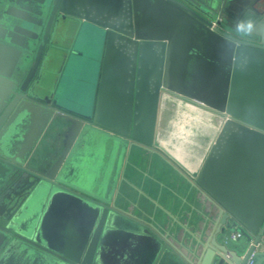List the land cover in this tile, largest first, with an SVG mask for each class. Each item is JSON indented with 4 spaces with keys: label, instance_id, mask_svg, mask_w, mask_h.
<instances>
[{
    "label": "water",
    "instance_id": "1",
    "mask_svg": "<svg viewBox=\"0 0 264 264\" xmlns=\"http://www.w3.org/2000/svg\"><path fill=\"white\" fill-rule=\"evenodd\" d=\"M231 1L0 0V264H264V18L236 27L264 0L236 24ZM87 30L94 94L70 107L61 84ZM145 153L194 192L182 223L132 216L120 174Z\"/></svg>",
    "mask_w": 264,
    "mask_h": 264
},
{
    "label": "crops",
    "instance_id": "2",
    "mask_svg": "<svg viewBox=\"0 0 264 264\" xmlns=\"http://www.w3.org/2000/svg\"><path fill=\"white\" fill-rule=\"evenodd\" d=\"M208 5H220L223 0H201ZM231 6H239L236 0H232ZM231 12V10H229ZM233 23L232 19L230 21ZM71 92V91H70ZM68 93L66 101H70L73 96ZM87 98V97H86ZM55 144V137L52 134L45 136L40 142L38 149L40 153L47 154L51 151L50 145ZM140 154V153H139ZM137 159V156H136ZM138 171H133L126 167L121 171V178L128 181L121 182L118 186L120 191H127L132 196L131 214L133 217L140 219L147 225L153 227L150 217L154 216L159 225L182 223L185 215L190 208L192 195L188 181L181 175L182 172L175 167L170 161L158 155L146 154L141 157V160L136 163ZM123 180V181H124ZM124 206L123 209H126ZM145 214H144V213ZM154 228V227H153ZM161 233L164 229L158 228ZM169 230V229H168ZM170 231V230H169ZM173 240V236L170 237ZM175 245L184 250L185 254L190 253L189 248L184 247L181 243L175 241ZM17 260H22L18 256ZM134 254H141V251H136ZM102 264H134L127 256H118L107 253ZM43 264V263H33Z\"/></svg>",
    "mask_w": 264,
    "mask_h": 264
},
{
    "label": "rangeland",
    "instance_id": "3",
    "mask_svg": "<svg viewBox=\"0 0 264 264\" xmlns=\"http://www.w3.org/2000/svg\"><path fill=\"white\" fill-rule=\"evenodd\" d=\"M78 40L77 48L82 51V57L68 66L61 88L64 94L68 95L71 91L69 95L73 96L68 102L63 100V104L82 108L94 94L93 82L97 76L101 44L90 36L88 30L84 31ZM107 194L109 195V191Z\"/></svg>",
    "mask_w": 264,
    "mask_h": 264
},
{
    "label": "flooded vegetation",
    "instance_id": "4",
    "mask_svg": "<svg viewBox=\"0 0 264 264\" xmlns=\"http://www.w3.org/2000/svg\"><path fill=\"white\" fill-rule=\"evenodd\" d=\"M248 0H236V2H238L239 6L237 7H234L230 5H228V9L231 10V12L229 11V13L233 16H235L232 21L233 23L232 24H236L237 21H239L241 18V16H243V14H245L247 12V10L249 9V5L247 2ZM31 6L35 9H40V10H43L44 9V6L43 5H40L38 3H35V2H32L31 3ZM2 7L0 6V9ZM6 8V6H5ZM18 8V7H17ZM254 12L257 14V18L256 17H251L252 19L256 20V22H259L261 21L262 18H264V4L261 6V5H258L256 7V10H254ZM251 16V15H249ZM0 22H1V27L2 28H8V25L10 23V18L9 17H6V16H3L2 20L0 19ZM64 23H67V21H65ZM15 91H17V87L15 86L14 88ZM193 191H191V195L193 194L194 195V192L192 193ZM208 208H209V212H213L214 215L217 216V212L215 211V209H213L212 206L208 205ZM236 234H234L235 236Z\"/></svg>",
    "mask_w": 264,
    "mask_h": 264
},
{
    "label": "clouds",
    "instance_id": "5",
    "mask_svg": "<svg viewBox=\"0 0 264 264\" xmlns=\"http://www.w3.org/2000/svg\"><path fill=\"white\" fill-rule=\"evenodd\" d=\"M236 27L238 32H241L245 35H250L257 30L258 24L254 22V19L246 16L242 21L237 23Z\"/></svg>",
    "mask_w": 264,
    "mask_h": 264
},
{
    "label": "built area",
    "instance_id": "6",
    "mask_svg": "<svg viewBox=\"0 0 264 264\" xmlns=\"http://www.w3.org/2000/svg\"><path fill=\"white\" fill-rule=\"evenodd\" d=\"M235 237H239V235H238V234H236V235H235Z\"/></svg>",
    "mask_w": 264,
    "mask_h": 264
}]
</instances>
